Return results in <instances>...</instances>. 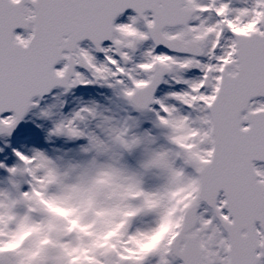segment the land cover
Segmentation results:
<instances>
[{"label": "snow or ice", "instance_id": "snow-or-ice-1", "mask_svg": "<svg viewBox=\"0 0 264 264\" xmlns=\"http://www.w3.org/2000/svg\"><path fill=\"white\" fill-rule=\"evenodd\" d=\"M0 264H264V0H0Z\"/></svg>", "mask_w": 264, "mask_h": 264}, {"label": "rangeland", "instance_id": "rangeland-1", "mask_svg": "<svg viewBox=\"0 0 264 264\" xmlns=\"http://www.w3.org/2000/svg\"><path fill=\"white\" fill-rule=\"evenodd\" d=\"M83 88L84 87H82V89ZM80 91L81 90H73L69 95L62 97V99L65 101V106L63 109V113L65 115L73 110L78 109L81 106H84L85 104L92 103L98 104L100 106L99 110L101 112H104V114L106 115L114 114L116 118H119L120 116L125 114L118 108V102L115 100L114 95L110 89L101 88L99 86H89L87 88H84L83 93H81ZM35 143H37L42 150L46 149L48 151H52L53 149H60L59 152H53V155H63V153L69 148L74 147L72 143H66L62 139L53 138L51 143L45 142L44 133L39 131L36 134ZM69 157L73 159L78 158L75 152H70ZM177 227V221H169V223L166 226H163L153 238L147 241H142L140 243V251H151L152 249L158 247L167 237H174L175 229ZM84 259H87V257H85Z\"/></svg>", "mask_w": 264, "mask_h": 264}]
</instances>
